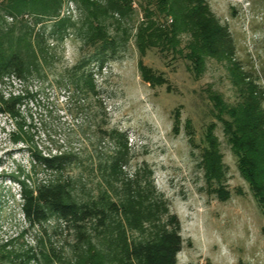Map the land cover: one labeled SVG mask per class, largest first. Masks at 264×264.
<instances>
[{
  "label": "rangeland",
  "instance_id": "obj_1",
  "mask_svg": "<svg viewBox=\"0 0 264 264\" xmlns=\"http://www.w3.org/2000/svg\"><path fill=\"white\" fill-rule=\"evenodd\" d=\"M205 1L264 108V0ZM14 2L0 0L3 42L43 39L35 68L0 79V96L20 97L17 119L0 114V264H77L88 243L108 253L105 263L122 264L124 240L146 242L173 226L182 239L176 264H264V198L239 171L207 96L237 101L231 62L207 58L195 76L178 53L141 54L145 0H130L123 16L110 0H62L60 15L74 26L60 41L47 36L51 20ZM210 123L217 158L205 154ZM56 183L67 201L104 207L107 230L95 220L65 225L51 211L30 226L23 189Z\"/></svg>",
  "mask_w": 264,
  "mask_h": 264
},
{
  "label": "trees",
  "instance_id": "obj_2",
  "mask_svg": "<svg viewBox=\"0 0 264 264\" xmlns=\"http://www.w3.org/2000/svg\"><path fill=\"white\" fill-rule=\"evenodd\" d=\"M14 1L11 8L15 11L19 12L21 8H25L37 19L51 20L47 36L54 41L62 40L68 30L74 26L69 18L60 15L63 7L62 0ZM110 1H112L113 9L122 16L132 10L129 6L130 0ZM143 10L146 20L138 26L135 39L141 54L153 47L161 52L178 53L190 63L189 68L195 76L204 71L207 58L227 59L231 62L230 73L235 77L233 81L237 88V101L233 104L227 103L220 93L212 89L208 90L207 96L212 116L223 126V134L237 157L239 171L249 182L258 199H263V100L256 84L245 81L244 74L235 71L238 67L236 63H232L234 49L227 30L216 20L205 0H145ZM161 15L167 20L171 19V22H159L157 18ZM182 36L187 37L183 46ZM41 39L43 35H38L24 44L6 45L3 37H0V79L6 72L12 73L17 79H23L33 66L35 68L40 63L39 40ZM19 103V96H0V114L17 119L19 115L16 106ZM214 128V123H210L204 135L206 147L209 150L205 153L207 158L210 153L218 157L216 152L219 143ZM19 129L22 130L21 124ZM18 140L21 139H16ZM42 160L48 167L54 168L52 162L54 159ZM21 196L23 214L32 227L44 221L46 213L51 211L65 225L81 226L80 224L85 221L95 220L96 225L102 230L105 231L108 228V212L104 207L67 201L60 183L23 189ZM181 246L179 227L173 226L170 230H161L156 238L146 242L136 243L124 240L118 254L122 264H176V256ZM82 252L81 260L77 264H107L104 260L105 254L108 253L92 243H88L87 249ZM42 253L50 259V255L47 254L50 252Z\"/></svg>",
  "mask_w": 264,
  "mask_h": 264
},
{
  "label": "built area",
  "instance_id": "obj_3",
  "mask_svg": "<svg viewBox=\"0 0 264 264\" xmlns=\"http://www.w3.org/2000/svg\"><path fill=\"white\" fill-rule=\"evenodd\" d=\"M168 21L171 22V19H169Z\"/></svg>",
  "mask_w": 264,
  "mask_h": 264
}]
</instances>
